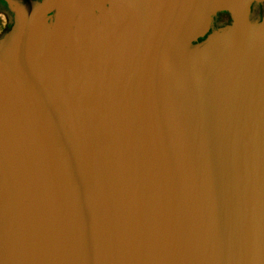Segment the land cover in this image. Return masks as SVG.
<instances>
[{"label":"water","instance_id":"95a60500","mask_svg":"<svg viewBox=\"0 0 264 264\" xmlns=\"http://www.w3.org/2000/svg\"><path fill=\"white\" fill-rule=\"evenodd\" d=\"M98 1L84 44L51 0L0 53V264H264V26L183 75L219 0Z\"/></svg>","mask_w":264,"mask_h":264},{"label":"rangeland","instance_id":"374dc122","mask_svg":"<svg viewBox=\"0 0 264 264\" xmlns=\"http://www.w3.org/2000/svg\"><path fill=\"white\" fill-rule=\"evenodd\" d=\"M231 2H234V0H231ZM0 3V49L14 34L17 33L18 29L22 25L31 23V21L33 20L34 22L37 20L40 25L41 22H43L42 19H39V16H41L40 13L48 11L50 9V6L52 5L51 0H14L12 2L14 5H9L1 0ZM74 3L75 5H77L76 3L82 4L80 12L77 11L75 5L73 8L72 22L75 24V26L78 25L80 29H82L83 27L93 28L95 26H100L98 24L99 12L97 6L93 2L90 3L88 0H74ZM217 6L218 5H215L216 9ZM215 8L214 10H216ZM102 14H104V17L111 22L116 23V21H119L122 23L125 21V18L122 17L124 16V13L121 10L116 9L111 4L105 5V7L102 9ZM215 14H218V12L216 11L215 13H213L210 16L208 22H204L205 27H203L205 28V30H209V34L204 36V43L202 44V46H197L199 41H195V38L200 33L196 34V36H194L189 43L179 45L176 54L177 63H193L194 61L196 62V60L200 59L201 56H205L208 53V50L218 45L219 42H221L220 40H222L228 34H231V32L236 29V27L233 26L231 28H229L230 26L228 27L226 25L217 26V23L215 22L217 16ZM50 21H52V19L50 18H47L45 20V22L47 23ZM210 26L212 27V29H209ZM100 28L105 29V25L102 24ZM225 29H229L230 31H224ZM214 31L217 32L214 33ZM81 33L82 32L77 30L78 39L80 42L84 40ZM206 39H209V41L205 42Z\"/></svg>","mask_w":264,"mask_h":264},{"label":"flooded vegetation","instance_id":"af4514ba","mask_svg":"<svg viewBox=\"0 0 264 264\" xmlns=\"http://www.w3.org/2000/svg\"><path fill=\"white\" fill-rule=\"evenodd\" d=\"M3 1L4 3H7L9 5H14L12 3L14 0H3ZM217 5H218L217 9L214 6L210 11H208L205 20L206 22H208L210 16L217 11L218 14H215L217 16L215 21L217 23V26L226 25L228 27L230 26L229 28H231L232 26L237 27L238 29L247 28L249 31L250 30L259 31V27L264 26V0H234V2H231V0H219ZM214 8L216 10H214ZM45 15H46V18H44L45 20L47 18L54 20L55 13L53 10L50 9ZM51 22L52 21L48 22V24H50ZM98 24L101 27L102 24L99 22ZM203 26L205 27V23H203ZM203 26L201 28L200 34L195 38V41H199L197 46H202V44L204 43L203 42L204 36L209 34V30H205ZM74 29L76 32L75 37L77 38V30L80 31V28L78 25L76 26L74 25ZM209 29H212V27L210 26ZM227 30L229 29H225L224 31ZM216 32L217 31H214V33ZM67 37L68 38L65 39L63 45V52H61V50L58 47H56L55 49L56 57L60 60L62 59L68 60L69 58H72L71 55L74 52L72 46H75L76 43H74V39L72 38L71 34L67 35ZM71 41L73 42L71 43ZM208 41L209 39H206L205 42ZM2 50L3 47L0 49V53ZM75 54L76 57L79 56L78 53L75 52ZM23 91L25 93L27 92V90H23Z\"/></svg>","mask_w":264,"mask_h":264},{"label":"bare ground","instance_id":"6f19581e","mask_svg":"<svg viewBox=\"0 0 264 264\" xmlns=\"http://www.w3.org/2000/svg\"><path fill=\"white\" fill-rule=\"evenodd\" d=\"M90 3H91V0H88ZM97 2H99L98 0H97ZM77 5H75V3H74V5L76 6V9H77V11H79L80 12V10H81V8H82V4L81 3H76ZM112 5L116 8V9H118V10H121L122 12H124V14H126L127 16H129L127 13V11L123 8V7H121V6H119V5H117V4H113L112 3ZM86 42V39L84 38V40L81 42V43H85ZM192 65L190 64V62L189 63H177V72L179 73V74H183V75H185L186 73H185V68L186 67H188V69L191 67Z\"/></svg>","mask_w":264,"mask_h":264}]
</instances>
